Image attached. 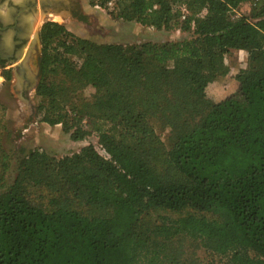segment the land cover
Listing matches in <instances>:
<instances>
[{"label":"trees","instance_id":"trees-1","mask_svg":"<svg viewBox=\"0 0 264 264\" xmlns=\"http://www.w3.org/2000/svg\"><path fill=\"white\" fill-rule=\"evenodd\" d=\"M91 1L192 36L98 43L44 22L40 121L76 141L95 133L103 152L14 160L0 141V264H264V0L256 22L232 14L251 0ZM233 50L248 53L247 66L215 104L206 90ZM180 233L201 238L208 261L172 239Z\"/></svg>","mask_w":264,"mask_h":264},{"label":"rangeland","instance_id":"rangeland-1","mask_svg":"<svg viewBox=\"0 0 264 264\" xmlns=\"http://www.w3.org/2000/svg\"><path fill=\"white\" fill-rule=\"evenodd\" d=\"M121 8H125L129 0H119ZM71 7L62 10L60 13L54 11L43 13L38 6V11L29 14L28 21L32 22L31 32L34 37L30 38L29 45L33 43V48L29 54L27 65L32 75H38L40 79V66L38 57L41 55L42 43L36 37L40 33L44 22L54 20L65 25L76 35L89 38L98 43H118L130 45L134 43L155 42L163 43L169 41H178L192 36L190 32H185L179 28L172 30H158L150 25L140 22H128L118 16L117 9L113 5L103 8L93 4L91 0H68ZM255 0L244 2L236 7L232 14L236 18L247 16L252 22L259 18L254 17ZM76 7V12H74ZM120 8V10H121ZM1 10L5 11L4 8ZM37 34V35H38ZM30 47V46H29ZM83 53L78 52L72 55L76 63L83 60ZM248 53L243 50H233L227 56V62L230 71L220 76L216 81L211 83L207 90V97L218 104L228 97L232 96L238 89L240 77L247 66ZM1 66V65H0ZM0 71V141L12 153L14 160L18 156L28 153L30 150H40L56 158H62L66 155L79 151L82 147L93 144L100 152L99 138L95 133H91L83 140H73L70 133L65 132L63 125H49L40 121L38 115V105L40 97L33 88L28 95H25L21 86L16 79V72L12 69V79L7 80L5 70L6 66H1ZM84 94L91 97L95 89L91 85L83 88ZM160 133L165 138L167 132ZM165 216V215H160ZM174 215L167 219L168 224H176ZM176 226V225H175ZM180 238L185 240L189 247L196 249L200 257L206 261L207 254L202 247V239L194 238L185 233H180L172 239ZM142 264H169L165 259L160 263H153L150 256H144ZM208 261V260H207ZM141 264V261H140Z\"/></svg>","mask_w":264,"mask_h":264},{"label":"flooded vegetation","instance_id":"flooded-vegetation-1","mask_svg":"<svg viewBox=\"0 0 264 264\" xmlns=\"http://www.w3.org/2000/svg\"><path fill=\"white\" fill-rule=\"evenodd\" d=\"M34 1L38 2V0H0V59L6 55L9 56L7 60L11 62L12 69L16 74L20 75L19 86L25 95H28L33 88L36 89L38 84V75H32L27 65L35 41L29 45L30 38L34 37L35 34L31 30L28 34L25 32L32 25V22L28 21L29 14L38 11V5ZM23 3L26 4V7L21 5ZM2 8L5 11L1 10ZM76 10L75 7L74 12ZM19 53H21L20 56H18ZM40 59L41 55L37 59L39 66ZM21 63L27 68H21ZM21 71H23L22 76Z\"/></svg>","mask_w":264,"mask_h":264},{"label":"water","instance_id":"water-1","mask_svg":"<svg viewBox=\"0 0 264 264\" xmlns=\"http://www.w3.org/2000/svg\"><path fill=\"white\" fill-rule=\"evenodd\" d=\"M34 2H36V1H34ZM36 3L40 7V9L42 10L43 13H47V12H51V11H54L55 13H57V12L60 13L62 10H66L67 8L69 9L71 7L70 6L71 3L69 4L68 0H38V2H36ZM21 5L26 7V4H24V3ZM30 30H31V26H30V28H27V30L25 32L28 34L30 32ZM37 34H38V32H37ZM37 34H36V37L39 39V34L38 35ZM21 53H19L18 56H20ZM21 68H27V66L22 65V63H21ZM22 75H23V71H21V76ZM17 76H20V75L18 74Z\"/></svg>","mask_w":264,"mask_h":264},{"label":"crops","instance_id":"crops-1","mask_svg":"<svg viewBox=\"0 0 264 264\" xmlns=\"http://www.w3.org/2000/svg\"><path fill=\"white\" fill-rule=\"evenodd\" d=\"M8 57H9V56L6 55L2 60H4L6 63H8V67H9V69H12L13 66H11V62H9V61L7 60ZM28 70H29V66H28ZM17 75H18V74H16L17 82L20 83V78H19V76H17Z\"/></svg>","mask_w":264,"mask_h":264},{"label":"built area","instance_id":"built-area-1","mask_svg":"<svg viewBox=\"0 0 264 264\" xmlns=\"http://www.w3.org/2000/svg\"><path fill=\"white\" fill-rule=\"evenodd\" d=\"M2 70V67L0 66V71Z\"/></svg>","mask_w":264,"mask_h":264}]
</instances>
